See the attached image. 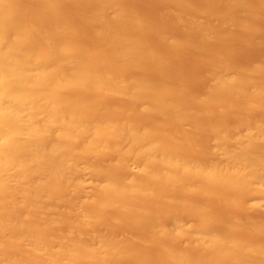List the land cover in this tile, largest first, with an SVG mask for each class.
Returning <instances> with one entry per match:
<instances>
[{"label":"bare ground","instance_id":"1","mask_svg":"<svg viewBox=\"0 0 264 264\" xmlns=\"http://www.w3.org/2000/svg\"><path fill=\"white\" fill-rule=\"evenodd\" d=\"M0 264H264V0H0Z\"/></svg>","mask_w":264,"mask_h":264}]
</instances>
